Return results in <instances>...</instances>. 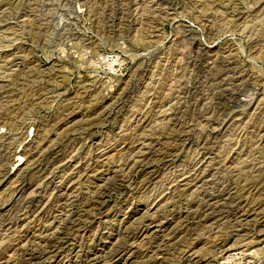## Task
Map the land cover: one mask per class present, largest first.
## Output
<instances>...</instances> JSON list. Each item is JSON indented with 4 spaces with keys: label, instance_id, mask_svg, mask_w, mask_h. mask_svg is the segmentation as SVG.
Instances as JSON below:
<instances>
[{
    "label": "rangeland",
    "instance_id": "obj_1",
    "mask_svg": "<svg viewBox=\"0 0 264 264\" xmlns=\"http://www.w3.org/2000/svg\"><path fill=\"white\" fill-rule=\"evenodd\" d=\"M0 6V81L2 85L5 84L0 88V113L9 111L10 118L6 126L0 125V137L6 134L3 142H0V178L5 172L11 175V171L19 163L17 153L24 148L26 158L29 159L28 165L18 172V175L0 180V226L2 221L14 215L13 213L28 212L30 204L27 201L36 194L37 186L42 194L47 190L46 181L49 178L46 176L51 170H55L57 174V178L51 180L54 182L51 188L60 186L69 176H74L77 187L75 191L87 192L98 184L95 180L99 175L88 180L87 177L94 176L92 174L95 168H99L101 181L105 183L101 184L108 186L112 198L99 212H104L103 217L98 215L99 213L93 216L92 212L89 214L86 211L82 220L85 223L75 235L83 236L86 231H90L89 234L100 233V237L96 242L85 240L87 242L84 241V247H98L107 242L106 237L119 230L120 220L124 219L125 215H131L134 209H138L142 215H133L130 220L127 216L125 218L126 222L129 220L131 230L138 227L137 223L142 226L156 219L158 222L166 221L157 222V225L172 224L175 229L180 227L181 233L177 239L167 232L165 235L164 225L155 228L154 224L147 239H139L140 242L144 241L143 243H134L135 251L139 245L142 250L141 246L145 243L146 250L157 238L164 240V243L169 241L170 252L165 264H264V226H261L263 229L257 227L256 217L252 214H249V220H252L249 224L245 221L235 223L232 218L236 210H247L251 199L256 197L252 198L249 192L256 190V168L259 166L263 170L260 177L264 180V150H261L260 144L257 143L254 132L256 127L264 128V114L260 117L259 124L256 125L257 119H254L258 118L262 111L264 113V0H0ZM69 38H74L73 42L81 45L77 46L81 50H85L84 46L92 43L94 47L97 46L94 49L97 51L95 54L88 53L82 58L83 64L78 63L82 67L75 62L77 59L81 60L78 58L79 53L67 57H59V53H56L53 54L52 61L47 58L51 52L55 53L59 47H64ZM79 39L81 40L78 41ZM90 51L91 49L87 52ZM102 54L121 55V67L117 68L115 76L104 78L105 75L99 72L97 59ZM205 67L213 69L210 72ZM221 68L228 69L224 77H220L218 73ZM94 79L97 81L94 82ZM101 82L107 84L103 87ZM231 93L235 98L231 97ZM4 94H7L5 106L2 100ZM236 98H241L245 103H237ZM206 117L209 119L205 122ZM216 119L220 122L227 120L231 124L223 126V122L220 123ZM146 125L148 131L144 133L143 127ZM175 125L179 128L185 126L184 135L187 141L182 149L174 154L175 157L164 160H174L176 163H169L170 169L167 170L162 167L164 160L159 161V157H151L154 161L150 159V166L161 168L162 171L159 179L154 181L156 185L153 184L147 191H140L139 187L149 178L152 170L144 168L145 170L127 171L129 174L121 170V164L126 158V148H134L135 152L146 151L148 146L158 142L163 144L162 147L169 148L171 145H168L166 136L172 133L170 128ZM155 144V149L161 148V145ZM9 146L16 153L7 161ZM200 146H215L213 152L206 156L209 157L210 154L206 160L209 165L206 163L204 166H192L189 161L193 159L192 155L196 153L195 159L197 153L202 152L203 147ZM66 155L73 160L71 167H65L69 158L54 165L55 167H50L56 158ZM131 160H135L134 156ZM96 165L98 167H95ZM61 167H64V170L62 168L61 171ZM81 167L85 173L81 171ZM194 167L196 170L202 167L204 171L207 168L210 175L208 179H204V183L202 182L205 186L199 184L200 186L186 189L182 182L194 173ZM115 169L117 176L114 175ZM79 172L82 173L81 176ZM185 174L188 177L184 178ZM115 178L118 179L117 182H114ZM169 183L177 188L171 184L172 190H166L170 188ZM194 188L197 191L192 190ZM161 191L164 193L159 198H165L161 208L158 211L152 210L149 202L153 200V195ZM212 196L216 197L213 201ZM209 200L216 204L214 210H210L217 216L214 222L211 221L212 224L208 223L203 227L200 226V218H188L183 221L184 218L176 216L180 211L185 212V209L203 211L205 204L211 203ZM60 206L59 203L58 211L64 207ZM147 208L149 214L146 212ZM222 210L229 214L218 218ZM104 214H108L105 219ZM46 218L27 223V227L31 226L30 229L37 231L44 223L47 222L45 226L49 223ZM110 218L111 221H107ZM100 219L107 221L101 227L98 226ZM94 221H97V224H93ZM14 230L12 234L0 237L5 241L3 243L0 240L1 252H4L6 246L17 244L13 240L20 233ZM191 233H194L190 236L192 238L200 236L203 244L196 245L192 252L185 253L188 249L183 252L181 247ZM223 242H226L228 249L225 252L219 247ZM175 243L177 247H174ZM9 253L4 252V256L8 258ZM150 254L149 257H159L155 251ZM145 258L131 256V264H142ZM148 259L147 257L146 260ZM48 263L57 264L53 259L48 260ZM113 263L120 264L116 263L115 259L105 264Z\"/></svg>",
    "mask_w": 264,
    "mask_h": 264
},
{
    "label": "bare ground",
    "instance_id": "obj_2",
    "mask_svg": "<svg viewBox=\"0 0 264 264\" xmlns=\"http://www.w3.org/2000/svg\"><path fill=\"white\" fill-rule=\"evenodd\" d=\"M211 4V3H210ZM8 5V4H7ZM1 7V6H0ZM127 7V6H126ZM263 7V6H262ZM146 8V7H144ZM197 9V8H196ZM226 9V8H225ZM34 10V9H33ZM31 11V10H29ZM33 12V11H31ZM136 13V12H135ZM30 14V13H29ZM259 14V13H258ZM262 14V13H261ZM263 15V14H262ZM247 16V15H246ZM149 20V19H148ZM147 20V21H148ZM123 21V20H122ZM34 25V24H33ZM36 25V24H35ZM34 27V26H33ZM246 27V26H245ZM37 28V27H36ZM243 28V27H242ZM258 29V28H257ZM227 33V32H226ZM70 34V32H69ZM76 34V33H75ZM73 37V36H72ZM76 37V36H75ZM259 37V36H258ZM70 39V38H69ZM74 39V38H73ZM73 39L71 38L69 40V42L65 43V46L62 47L61 44H59L61 47H59L57 50H55V53L54 51L51 52L49 55H48V59L50 61H52L54 55L53 54H56V53H59V57H67V56H70L72 55L73 53H79L78 55V58L80 57L81 60H75L76 64L78 65V63H81L83 64L84 62V59L82 60V58H84L88 53H93L95 54L97 51L94 50L97 46L94 47L93 43L92 45H85L84 48H86L85 50H81L80 48H78L77 46H79V44L73 42ZM76 39V38H75ZM256 39V38H255ZM68 40V39H67ZM81 39H79L78 41H80ZM260 40V39H258ZM208 41V40H207ZM91 42V40H90ZM258 42V41H257ZM260 43V42H259ZM64 44V43H63ZM62 44V45H63ZM88 44V43H87ZM90 44V43H89ZM257 44V43H255ZM254 44V45H255ZM253 45V44H252ZM58 46V45H57ZM81 46V45H80ZM79 46V47H80ZM251 46V45H250ZM257 46V45H256ZM255 46V47H256ZM56 47V46H55ZM258 47V46H257ZM250 48V47H249ZM254 48V47H253ZM90 52H87L88 50H90ZM199 50V49H198ZM254 50V49H253ZM70 51V52H69ZM124 51V50H123ZM207 51V50H206ZM201 53V52H200ZM215 53V52H214ZM229 53V52H228ZM92 54V55H93ZM13 55V54H12ZM58 55V54H57ZM216 55V54H215ZM95 56V55H94ZM223 56V54H222ZM191 57V56H190ZM258 57V56H257ZM8 63V62H7ZM94 63V62H93ZM87 64V63H86ZM16 66H18V64H15ZM79 67H82L81 65H78ZM206 66V65H205ZM207 67V66H206ZM205 67V68H206ZM212 67V66H211ZM222 67V65L220 66ZM226 68V67H225ZM19 69V68H18ZM31 69V68H30ZM208 69V68H206ZM213 69V68H210V70ZM223 68H221V70L219 69L218 73L221 75H219L220 77H224L227 73H228V69L225 71L224 69L222 70ZM230 69V68H229ZM205 70V69H204ZM209 70V69H208ZM209 70V71H210ZM206 71V70H205ZM215 71V70H214ZM211 72V71H210ZM216 72V71H215ZM213 73V71H212ZM216 74V73H215ZM211 75V74H210ZM249 76V75H248ZM19 77V76H18ZM164 77V76H163ZM214 77H217V76H214ZM3 78V77H2ZM207 78V77H206ZM209 78V77H208ZM214 79V78H213ZM227 79V78H226ZM224 80V79H223ZM234 80V79H233ZM236 80V79H235ZM97 81L94 79V82ZM231 81V80H230ZM99 82V81H98ZM148 82V81H147ZM225 82V81H224ZM234 82V81H233ZM4 83V82H3ZM111 84V82H109ZM230 83V82H229ZM228 83V84H229ZM107 83H104V82H101V86L105 85ZM237 84V83H236ZM5 86V84H3ZM2 85V81H0V88L3 87ZM115 85V84H114ZM112 85V87L114 86ZM217 85V84H216ZM220 85V84H219ZM255 85V84H254ZM111 86V85H110ZM109 86V87H110ZM185 86V85H184ZM104 87V86H103ZM107 87V86H106ZM147 87V86H146ZM225 88V87H224ZM231 90V89H230ZM234 91V90H233ZM232 91V92H233ZM195 93V92H194ZM224 93V92H223ZM226 93V92H225ZM224 93V94H225ZM234 93V92H233ZM218 94V93H217ZM209 95V94H208ZM223 95V94H222ZM227 95V93H226ZM224 95V96H226ZM238 95V94H237ZM236 95V96H237ZM247 95V94H246ZM249 95V94H248ZM253 95V94H252ZM251 95V96H252ZM214 96V95H213ZM10 97V96H9ZM229 97V95H228ZM231 97L235 98L234 95L231 93ZM240 97V96H239ZM2 100H3V106H5L7 103H6V99H7V94H4L2 95ZM197 98V97H196ZM213 98V97H212ZM230 98V97H229ZM221 99V98H220ZM225 99V98H224ZM241 99V98H240ZM237 100L236 98V102L237 103H245V99L243 97L244 100ZM223 100V99H222ZM230 100V99H229ZM249 100V99H248ZM254 100V99H252ZM251 100V101H252ZM183 101V100H182ZM247 101V100H246ZM137 102V101H136ZM229 102V101H228ZM250 102V101H249ZM211 103V102H210ZM220 103V102H218ZM231 103V102H230ZM29 104V103H28ZM27 104V105H28ZM184 104V103H183ZM247 104V103H246ZM249 104V103H248ZM116 105V104H115ZM231 105V104H230ZM236 105V104H235ZM234 105V107H235ZM253 105V103H252ZM232 106V105H231ZM243 106V104H242ZM244 106H247L244 104ZM1 107V106H0ZM237 107V106H236ZM239 107V106H238ZM241 107V106H240ZM248 107V106H247ZM227 108V106H226ZM230 108V107H229ZM232 108V107H231ZM2 109V107L0 108ZM29 109V108H28ZM228 109V108H227ZM234 109V108H233ZM257 109H258V105H257ZM5 110V109H4ZM225 110V109H223ZM230 110V109H229ZM256 110V109H255ZM202 111V110H201ZM258 111V110H257ZM2 112V111H1ZM9 111H4L2 113H0V125H3V126H6L7 125V122L9 121ZM204 112V111H203ZM254 112V111H253ZM259 112V111H258ZM257 112V113H258ZM261 112V111H260ZM259 112V113H260ZM207 113V112H206ZM208 113H210L208 111ZM221 113V112H220ZM228 113V111H227ZM256 113V111H255ZM24 114V113H23ZM149 114V113H148ZM214 114V113H213ZM223 115V113H221ZM232 114V113H231ZM254 114V113H253ZM263 111L262 113H260L259 117L258 118H254V119H257L256 120V125L257 123L259 124V122H261V119L260 117L262 118L263 116ZM203 115V114H202ZM221 115V116H222ZM227 115V114H226ZM257 115V114H256ZM201 116V115H200ZM220 116V118H221ZM224 116V115H223ZM229 116V115H228ZM240 116V115H239ZM246 116V115H245ZM179 117V116H178ZM194 117V116H193ZM204 117V116H203ZM225 117V116H224ZM227 117V116H226ZM231 117V116H230ZM223 118V117H222ZM221 118V119H222ZM229 118V117H228ZM227 118V120H228ZM234 118V117H233ZM236 118V117H235ZM207 119H209L208 117H206V120L205 122L207 121ZM226 119V118H225ZM253 119V120H254ZM264 119V118H262ZM193 120V119H192ZM213 120V119H211ZM217 120V119H216ZM219 120V119H218ZM217 120V121H218ZM226 121H222L220 122V120L218 122L222 123L223 126H227L229 124V122ZM230 120V119H229ZM236 120V119H234ZM242 120V119H241ZM145 121V120H144ZM202 121H203V118H202ZM178 122V121H177ZM177 122L175 124H177ZM204 122V123H205ZM232 122H235V121H232ZM203 123V124H204ZM250 123V122H249ZM248 123V124H249ZM148 124V123H147ZM151 124V123H149ZM206 125H209L207 123H205ZM204 124V125H205ZM210 124H213V123H210ZM215 124V123H214ZM231 124V123H230ZM229 124V125H230ZM233 124V123H232ZM178 125V124H177ZM177 125H175V127H172L170 128V131L172 133H170L168 136H166V141H169V144L168 145H171L169 146V148H164L162 147V143L159 142L156 143L157 145L159 144V146L161 145V148L159 147L158 149H155V147L157 148V146H153L154 144H151L150 146H148V148L146 149V151H138V152H135V149L134 148H126L125 152H124V156L126 158H124V161H120L122 162L121 164V170H125L126 172H134V171H138L139 169H144V168H147V169H151L152 171L150 172L149 174V178L144 180V183L139 187V190L140 191H147L149 190L154 183V181L159 177L162 169L161 168H156L154 166H150V159L151 157H159V161L160 160H166L167 158H172V157H175V153L180 151V149H182V147L184 146V144L186 143L187 139H186V135H184L185 132V126L184 127H178ZM180 125V124H179ZM205 125V126H206ZM218 125V124H217ZM221 125V124H219ZM218 125V126H219ZM234 125V124H233ZM231 125V126H233ZM250 125V124H249ZM254 125V126H256ZM173 126V125H172ZM177 126V127H176ZM222 126V127H223ZM252 126V125H251ZM253 126V127H254ZM147 125L145 127H143V131L145 133H147L148 129H147ZM204 127V126H203ZM259 127V125H258ZM217 128V127H216ZM228 128V127H227ZM244 128V127H242ZM215 129V128H214ZM241 129V127H240ZM252 129V128H251ZM155 130V129H154ZM245 130V128L243 129ZM254 130V129H253ZM141 131V133L143 132ZM161 131V130H160ZM212 131V130H211ZM226 131V130H225ZM238 131V130H237ZM251 131V130H250ZM233 132V131H232ZM256 138H257V143L260 144V148L261 150H264V128L262 126H260V128H257L256 127ZM214 133V132H212ZM56 134V133H55ZM143 134V133H142ZM254 134V133H253ZM145 135V134H144ZM151 135V134H150ZM220 135V134H219ZM252 135V134H251ZM2 136V135H1ZM147 136V134H146ZM4 137H6V134L2 136V138L0 137V142H3V139H5ZM131 138V137H130ZM255 138V137H254ZM255 138V139H256ZM102 140V139H101ZM156 141V140H155ZM160 141V140H159ZM254 141V140H253ZM27 142V141H26ZM100 142V141H99ZM180 142V144H178ZM209 142V141H208ZM5 143V142H4ZM153 143V142H152ZM165 143V142H164ZM212 143V142H211ZM245 143V142H244ZM155 144V145H156ZM2 145V144H1ZM149 145V144H147ZM146 145V147H147ZM165 145V144H164ZM205 145V144H204ZM213 145V143H212ZM262 145V147H261ZM27 146V145H26ZM72 146V145H71ZM211 146V145H210ZM201 147V146H200ZM203 147V146H202ZM201 147V148H202ZM215 147V146H214ZM214 147H203L201 150L202 152L200 151L199 153H197V157H195L194 159V155H192L193 159L190 162V164L192 166H204L206 165L207 163V158L210 157V152H213V149ZM235 147V146H234ZM3 148V147H2ZM236 148V147H235ZM252 148V147H251ZM250 148V150H251ZM258 148V147H257ZM8 157H7V161H9V158L12 154L16 153V151L12 150L11 147L9 146L8 148ZM143 149V147L141 148ZM140 149V150H141ZM174 149V150H173ZM199 149V148H198ZM216 149V148H215ZM253 149V148H252ZM3 150V149H2ZM66 150V149H65ZM238 150V149H237ZM122 151V150H121ZM137 151V150H136ZM172 151V152H170ZM184 151V150H183ZM197 151V150H196ZM241 151V150H240ZM252 151V150H251ZM6 152V151H5ZM70 152V151H69ZM243 152V151H242ZM241 152V153H242ZM1 153V152H0ZM101 153V152H100ZM132 153V154H131ZM134 153H136L134 155ZM209 154V157H206L207 155ZM229 153V152H228ZM240 153V152H239ZM19 155V159H18V165L15 167L14 170H12L11 172V175L10 173L8 172H5L3 174V176H1L0 180H4V179H11L12 177L18 175L24 167H26L28 165V160L26 157V150L24 148V150L20 151L17 153ZM66 154V153H64ZM102 154V153H101ZM100 154V155H101ZM120 154H123V153H120ZM236 154V153H235ZM68 155V154H67ZM60 156L58 158H56L51 164H50V167L58 164L59 162L62 163V161L66 160L67 158H69L68 160V164L65 165V167H71L72 164H73V160L72 158H70L69 156ZM99 155V156H100ZM244 155V154H243ZM102 156V155H101ZM122 157V155H119ZM134 156L135 160H131L132 157ZM238 156V155H237ZM178 156L176 155V158ZM239 157V156H238ZM232 158V157H230ZM249 158V157H248ZM3 159V158H2ZM97 159V158H96ZM120 159V157H119ZM118 159V160H119ZM237 159V158H236ZM259 159V158H258ZM257 159V160H258ZM24 160V161H23ZM114 160V159H113ZM153 160V159H151ZM164 160V161H165ZM169 160V159H168ZM185 160V159H184ZM211 160V159H210ZM231 160V159H230ZM233 160V159H232ZM50 161V160H48ZM67 161V160H66ZM154 161V160H153ZM157 161V160H156ZM155 161V162H156ZM227 161V160H226ZM229 161V160H228ZM109 162V161H107ZM116 162V161H115ZM211 162V161H210ZM209 162V163H210ZM3 163V162H2ZM110 163V162H109ZM154 163V162H153ZM157 164H159V162H156ZM169 163L173 164V163H176V161L174 162V160H170V161H165V164L164 166L162 167H166L169 168ZM229 163V162H228ZM255 163V162H254ZM77 164V163H76ZM80 164V163H79ZM82 164V163H81ZM88 164V163H87ZM208 164V163H207ZM211 164V163H210ZM9 165V163H8ZM60 165V164H59ZM84 165V164H83ZM111 165V164H110ZM209 165V164H208ZM259 165H262V164H259ZM3 166V165H1ZM62 166V165H61ZM90 166V164H89ZM234 166V165H233ZM256 166V165H255ZM55 167V166H54ZM57 167V166H56ZM75 167V166H74ZM73 167V169H74ZM83 167V166H82ZM81 167V171H83V168ZM95 167H98L97 165ZM196 167H194V173L193 172H190V173H193L191 176H187V174H185L186 177H188L187 179L184 180L183 183V186L186 187V189H191V187H196L198 186L199 184H202L203 181H205L204 179H208L209 177V173L207 172V169L206 167V171H204L202 169V167H199V169L196 170ZM209 167V166H208ZM227 167H228V164H227ZM232 167V166H231ZM261 167V166H259ZM256 168V190H253L249 193L252 194V198L255 197L254 199H251V202H250V206L247 210L245 211H242V212H238L237 210L234 212V214L232 215V218L234 219L235 223H240V222H243L245 221L246 224H249L252 220H249L250 219V215L249 214H252L254 217H256V226L257 227H261V226H264V180L261 179L260 177V173L263 171L261 170L260 168ZM58 168V167H57ZM62 168L64 170V167H61V171H62ZM87 168V167H86ZM221 168V167H220ZM230 168V166L228 167ZM7 169V168H6ZM52 169V168H51ZM55 169V168H54ZM72 169V168H71ZM90 169V167H89ZM170 169V168H169ZM188 169V168H187ZM186 169V170H187ZM193 169V168H192ZM222 169V168H221ZM233 169V167H232ZM231 169V170H232ZM244 169V168H243ZM254 169V168H253ZM262 169H264L262 167ZM4 170V169H3ZM57 170V169H56ZM67 170V169H66ZM65 170V171H66ZM69 170V169H68ZM85 170V169H84ZM118 170V169H117ZM145 170V169H144ZM168 170V169H167ZM166 170V171H167ZM174 170V169H173ZM213 170V169H212ZM211 170V171H212ZM227 170V169H226ZM237 170V169H236ZM255 170V169H254ZM87 171V170H86ZM104 171V170H103ZM115 173L114 175L117 173L116 172V169L114 170ZM150 171V170H148ZM164 171V170H163ZM184 171V170H183ZM216 171V170H215ZM229 171V169H228ZM59 171L57 170V173ZM89 172V171H88ZM105 172V171H104ZM119 172V171H118ZM124 172V171H123ZM127 172V173H128ZM185 172V171H184ZM234 172V171H233ZM2 173V172H1ZM18 173V174H17ZM47 173V172H46ZM62 173V172H60ZM81 173V172H79ZM83 173H85L83 171ZM103 173V172H102ZM165 173V172H164ZM168 173V172H166ZM186 173V172H185ZM188 173V172H187ZM214 173V172H213ZM48 174V173H47ZM101 172L99 170V168H95L94 170V176L91 177L90 174V178L87 177V180L88 179H93L94 177H98L99 175V180H95L96 184L95 187H93L90 191V188L87 190V192H84V190H78V191H75V189L77 188L76 187V182L74 183V180L76 177L74 176H69V178L65 181L62 182V178H60L62 184L60 183V186H55V187H52L51 188V184H53L54 182L51 181L52 179H56L57 178V174L54 171L51 170V172L46 176V178H49L48 181H46V184H47V190L43 192H39L40 190V187H38V189L35 190L36 194L31 198L29 199L27 202L28 204H30L29 208H28V212L25 211L24 214H20V212L18 213H13L14 215H11V216H8L7 218H5L3 221H2V225L0 226V237L2 238V236H8L9 234L8 233H11L12 234V230H14V228H17L16 230H14V232H18L20 234H18L19 236H17L16 239H14L13 241L17 244H15L14 246L12 245H8V246H4V252H11L9 253L8 255V258L5 257L4 255V252H1L0 250V264H49L48 263V260L50 259H53L56 261L57 264H105L107 262H111L115 259V262L116 263H120V264H131V256H135V258H140V256L142 258H149L148 260H146L145 258V262H141L142 264H165L166 262V259H167V255L169 254L170 252V249H169V246H168V242L169 241H165L164 243V240L162 239H155L154 242L151 244V246L149 248H147L146 250L145 249V244H143L141 247H143L142 250H140L139 246L136 248L137 250L135 251V249H133V245L136 241H139V239L143 238L144 239H147V236L148 234L152 231V226L154 224H156L158 222V220L154 219V222H151L150 220V224H143L142 226H139V224L137 223L138 227H135V229L131 230V227L129 226V220L132 218L133 215H142L141 214V211L138 210V209H134L133 211H131V215H125L123 218L124 219H121L120 222H119V230H116L115 232H112L110 233L106 239H107V242L105 243H101L100 245H98V247H93V246H89L90 248H87V247H84V241L85 240H88L89 241H92V242H96V240L100 237V233H94V234H89L90 231H86L85 234L83 236H77L75 235L76 232L80 231V229L82 228V224L83 223V218L86 216L85 213L86 211L89 212H92V215L96 216L99 212H101V210L103 209L104 205H106V203L108 202L109 199L112 198V192L109 190L108 186H104V182L101 181V176H100ZM107 174H109V172H107ZM106 174V175H107ZM119 174V173H118ZM124 174V173H122ZM129 174V173H128ZM131 174V173H130ZM136 174V173H135ZM182 174V173H181ZM263 174V172L261 173ZM70 175V174H69ZM74 175V174H73ZM80 176L82 175L79 174ZM121 175V174H120ZM163 175V174H162ZM189 175V173H188ZM237 175V174H236ZM252 175V174H250ZM60 176V175H59ZM76 176V174H75ZM110 175H108L109 177ZM117 176V174H116ZM115 176V177H116ZM125 176V175H124ZM180 176V175H179ZM231 176V175H230ZM112 177V176H111ZM121 177V176H120ZM126 177V176H125ZM183 177V176H181ZM79 178V177H78ZM77 178V180H79ZM104 178V176H103ZM124 178V177H123ZM214 178V177H213ZM211 178V179H213ZM45 179V177H44ZM109 179V178H108ZM107 179V180H108ZM111 179V178H110ZM109 179V180H110ZM125 179V178H124ZM159 179V178H158ZM157 179V180H158ZM182 179V178H181ZM215 179V178H214ZM243 179V178H241ZM247 179V178H246ZM106 180V179H105ZM106 180V181H107ZM107 181L110 183V181ZM114 180V179H112ZM116 180V178H115ZM114 182H117V180ZM168 180V179H167ZM166 180V181H167ZM219 180V179H218ZM44 181V180H43ZM121 181V179H120ZM163 181V180H162ZM169 181V180H168ZM167 181V182H168ZM176 181V180H175ZM60 182V181H59ZM78 182V181H77ZM143 182V181H142ZM170 182V181H169ZM174 182V181H173ZM207 182V181H206ZM205 182V183H206ZM215 182V181H214ZM223 182V181H222ZM221 182V183H222ZM248 182V181H247ZM57 182H55L56 184ZM101 183H104V184H101ZM181 183V184H182ZM204 183V182H203ZM227 183V182H226ZM230 183V182H229ZM228 183V184H229ZM86 184V183H85ZM115 184V183H114ZM117 184V183H116ZM172 183H169V187ZM175 184V182H174ZM172 184V186L174 185ZM220 184V183H219ZM218 184V185H219ZM224 184V183H223ZM232 184V183H231ZM245 184V183H244ZM57 185V184H56ZM156 185V184H155ZM176 185V184H175ZM174 185V187H176ZM204 185V184H202ZM208 185V184H207ZM206 185V186H207ZM224 185H227V184H224ZM21 186V185H20ZM31 186V185H30ZM154 186V185H153ZM200 186V185H199ZM205 186V185H204ZM203 186V187H204ZM232 186V185H230ZM236 186V185H235ZM253 186V185H252ZM36 187V188H37ZM167 187V186H166ZM180 187V185H179ZM202 187V186H201ZM220 187V186H219ZM225 187V186H224ZM228 187V186H226ZM177 188V187H176ZM229 188V187H228ZM34 189V188H32ZM175 189V188H174ZM236 189V188H234ZM164 190V189H163ZM166 190H172V188H167ZM176 190V189H175ZM194 191H197V189L195 190L192 189ZM191 190V191H192ZM201 190V188H200ZM226 191V189H224ZM223 190V192H224ZM231 190V188H230ZM233 190V189H232ZM33 191V190H32ZM83 191V192H82ZM137 191V190H136ZM174 191V190H173ZM172 191V192H173ZM177 191V190H176ZM185 191V189H184ZM183 191V192H184ZM187 191V190H186ZM185 191V192H186ZM193 191V192H194ZM198 191H199V188H198ZM49 194H48V193ZM167 192V191H166ZM165 192V193H166ZM178 192V191H177ZM188 192V191H187ZM214 192V191H213ZM222 192V191H221ZM227 192H230L229 190H227ZM34 193V192H33ZM164 191H161V192H157V194L153 195L154 198H152L153 200H150L151 202H149V205L151 203V206H152V210H155V211H158L160 208H161V203L162 201L165 199L164 197L162 198H159L161 197L160 195H163ZM168 193V192H167ZM174 193V192H173ZM232 193V192H231ZM146 194V193H145ZM171 194V193H170ZM217 194V193H216ZM220 194V193H219ZM223 194H227V193H223ZM250 194V195H251ZM173 195V194H172ZM211 196V195H210ZM214 196V195H213ZM211 198V201H213L214 199H216V197H213ZM219 196V195H218ZM226 196V195H224ZM223 196V197H224ZM228 196V195H227ZM230 196V195H229ZM18 197V196H17ZM209 197V196H208ZM222 198V196H219ZM218 197V198H219ZM231 197V196H230ZM234 197V196H233ZM20 198V197H19ZM28 198V197H27ZM210 198V197H209ZM208 198V199H209ZM207 199V197H206ZM235 199V198H234ZM246 199V198H245ZM148 200V199H147ZM174 200V199H173ZM172 200V201H173ZM228 200V199H227ZM250 200V199H249ZM14 201V200H13ZM24 201V199H23ZM208 201V200H207ZM210 201V200H209ZM210 201V202H211ZM217 201H219L217 199ZM216 201V202H217ZM224 201V200H223ZM226 201V200H225ZM22 202V201H21ZM221 202V201H220ZM219 202V203H220ZM59 203L61 206H64L61 208L60 211H58V206H59ZM62 203V204H61ZM207 203V202H206ZM215 203V202H214ZM214 203H208V204H205L204 206V210L203 211H186L185 209V212H178V214L176 215L177 217H180V218H184L183 221H185V219H188V218H191V219H198L200 218V226L203 225L206 226L208 223H211V221L213 220H216L217 219V216H216V213L215 212H212L214 210V208L216 207V204ZM218 203V202H217ZM21 204V203H20ZM125 204V203H124ZM146 204V203H145ZM227 204V203H226ZM6 205V204H5ZM219 205V204H217ZM233 205V204H232ZM236 205V204H235ZM21 206V205H20ZM60 206V207H61ZM124 206V205H123ZM163 206V204H162ZM239 206V205H238ZM246 207V205H244ZM107 207V206H106ZM218 207V206H217ZM226 207V206H225ZM228 207V206H227ZM242 207V206H241ZM87 208V210H85ZM122 208V207H121ZM200 208V207H199ZM229 208V207H228ZM238 208V207H237ZM243 208V207H242ZM33 209V210H32ZM111 209V208H110ZM115 209V208H114ZM130 209V208H129ZM196 209V208H195ZM217 209V208H216ZM220 209V208H219ZM227 209V208H226ZM180 210V209H179ZM184 210V209H183ZM192 210V209H191ZM212 210V211H210ZM230 210V209H229ZM234 210V209H233ZM239 210V209H238ZM24 211V210H23ZM107 211V210H105ZM127 211V210H126ZM218 211V210H216ZM232 211V209H231ZM111 212V211H110ZM110 212L108 214H110ZM117 212V211H116ZM146 212H148L149 214V210L148 208L146 209ZM146 212H145V215H146ZM154 212V211H153ZM161 212V211H160ZM220 212V211H219ZM218 212V214H219ZM104 213V212H103ZM103 213H99L98 215H101ZM122 213V212H121ZM159 213V212H158ZM176 213V212H175ZM107 214V215H108ZM154 214V213H153ZM156 214V213H155ZM154 214V215H155ZM229 212H225V211H221V213L219 214L218 218L219 217H226V215H228ZM105 215V214H104ZM105 215L104 219L107 218L108 216ZM161 215V214H159ZM89 216V215H88ZM127 216V219L128 222H126L125 218ZM147 216V215H146ZM155 216H158V215H155ZM1 217V216H0ZM47 217V218H46ZM92 218V216H90ZM100 217V216H99ZM103 217V216H102ZM101 217V218H102ZM114 217V216H113ZM154 217V216H153ZM160 217V216H159ZM230 217V216H229ZM44 218L48 219L49 220V223L45 226V224L47 223H44V225H42V227H40L39 230H35L34 229H30V227H27V223H32V222H36V221H40L41 219L44 220ZM87 218V217H86ZM136 218V217H135ZM158 218V217H157ZM179 218V219H180ZM216 218V219H215ZM231 218V220H232ZM96 219V218H95ZM151 219V217H150ZM159 219V218H158ZM163 219V218H162ZM174 219V218H173ZM179 219H178V222H179ZM222 219V218H221ZM42 220V221H43ZM93 220V219H92ZM101 220V219H100ZM107 220V219H106ZM116 220V219H115ZM141 220H143V216L141 217ZM197 220V221H198ZM255 220V219H253ZM46 221V220H45ZM107 221H111V218L110 220H107ZM106 221V222H107ZM145 221V219H144ZM163 221V220H162ZM162 221H159V222H162ZM165 221V220H164ZM163 221V222H164ZM168 221V220H167ZM182 221V220H181ZM220 221V220H219ZM105 222V221H104ZM103 220H101L99 223H98V226L101 227L103 224H104ZM105 222V224H106ZM118 222V221H117ZM137 222V221H136ZM143 222V221H142ZM146 222V221H145ZM158 222V223H159ZM166 222V221H165ZM164 222V223H165ZM214 222V221H213ZM212 222V223H213ZM244 222V223H245ZM149 223V222H148ZM170 223V222H169ZM187 223V222H186ZM211 223V224H212ZM37 224V223H36ZM93 224H97V221H94ZM161 224V223H160ZM155 225L154 227L155 228H160L162 227L164 224L162 225ZM178 224V223H177ZM176 224V226H177ZM181 224V222L179 223ZM231 224V223H230ZM243 224V223H242ZM253 224V223H252ZM132 225V224H131ZM241 225V224H240ZM136 226V225H135ZM197 226V225H196ZM255 226V228H256ZM94 227V226H93ZM133 227V226H132ZM163 227H166V231H165V235H166V232L169 233V235L171 234V236L174 235V238H177L179 236V234L181 233V229L180 227L175 229L173 228L174 226L172 224H166L164 225ZM178 227V226H177ZM241 227V226H240ZM21 229V230H18ZM134 228V227H133ZM201 228V227H200ZM213 228V226H212ZM215 228V227H214ZM263 229V227H261ZM97 229V228H96ZM196 229V228H195ZM203 229V228H202ZM158 230V229H157ZM194 230V229H193ZM197 230V229H196ZM245 230V229H244ZM259 230V229H258ZM96 231V230H95ZM100 231V230H99ZM106 232V230H104ZM212 231V230H211ZM164 232V231H163ZM196 232V231H194ZM199 232V231H198ZM217 232V231H216ZM261 232V231H259ZM190 233V232H189ZM215 233V232H214ZM264 233V231L262 232ZM8 234V235H7ZM194 233H191L189 234V238H185L186 240L183 242V245L182 247L185 248L183 249L181 247V251L185 252L184 250H186L185 253H190L193 251V249L196 247V245H200V244H203L202 242V239L201 237H194L195 238H192L190 236H193ZM196 234V233H195ZM210 234V233H209ZM216 234V233H215ZM15 235V234H14ZM13 235V236H14ZM105 235V234H104ZM168 235V234H167ZM12 237V236H11ZM180 237V236H179ZM104 237L102 236L101 239H103ZM215 238V237H214ZM8 239V238H7ZM13 239V238H12ZM116 239V240H115ZM164 239V238H163ZM171 239V238H170ZM178 239V238H177ZM177 239H175L176 241H178ZM1 240V239H0ZM100 240V239H99ZM173 240V239H172ZM182 240V238H181ZM3 241V243H5L4 239L1 240ZM10 241V240H9ZM12 241V240H11ZM109 241V242H108ZM226 241V240H224ZM87 242V241H85ZM130 242H132V244H129ZM140 242V241H139ZM144 241L140 242V243H143ZM180 242V240H179ZM182 243V241H181ZM219 243V242H218ZM229 243V242H228ZM227 243V244H228ZM2 244V242H1ZM88 244V243H86ZM90 244V243H89ZM136 244V243H135ZM180 244V243H179ZM218 245V244H217ZM230 245V244H229ZM232 245V244H231ZM235 245V244H234ZM88 246V245H87ZM171 246V245H170ZM176 246V243L174 245V247ZM181 246V245H180ZM226 242L222 243L219 245V247L221 249H224L223 252H225L227 249L226 247ZM239 246V245H238ZM177 247V246H176ZM230 248H232L231 246H228ZM240 247V246H239ZM243 247V246H242ZM173 248V247H171ZM235 248V247H233ZM175 249H178V248H175ZM217 249V248H216ZM244 250V249H243ZM243 250H241L243 252ZM156 252L158 253L159 257H149V255H151L150 253L152 252ZM171 251H174V250H171ZM230 251V249H229ZM220 252V251H219ZM222 252V251H221ZM220 252V253H221ZM231 254V253H230ZM7 255V254H6ZM153 255V254H152ZM216 255V254H215ZM218 255V254H217ZM222 255V254H221ZM227 255V254H226ZM254 255V254H253ZM144 256V257H143ZM249 257V256H248ZM204 258V257H203ZM251 259V258H249ZM140 261V260H139ZM144 261V260H143ZM251 261V260H250ZM114 264V263H113ZM136 264V263H135ZM138 264V263H137Z\"/></svg>",
    "mask_w": 264,
    "mask_h": 264
},
{
    "label": "built area",
    "instance_id": "obj_3",
    "mask_svg": "<svg viewBox=\"0 0 264 264\" xmlns=\"http://www.w3.org/2000/svg\"><path fill=\"white\" fill-rule=\"evenodd\" d=\"M98 67L104 78L115 76L117 68L121 67L122 57L118 54H102L98 57Z\"/></svg>",
    "mask_w": 264,
    "mask_h": 264
}]
</instances>
